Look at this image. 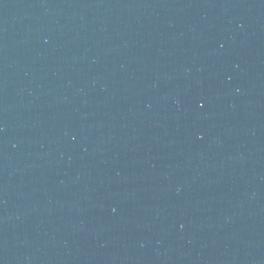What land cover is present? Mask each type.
Returning <instances> with one entry per match:
<instances>
[{"label": "water", "instance_id": "95a60500", "mask_svg": "<svg viewBox=\"0 0 264 264\" xmlns=\"http://www.w3.org/2000/svg\"><path fill=\"white\" fill-rule=\"evenodd\" d=\"M264 258V0H0V264Z\"/></svg>", "mask_w": 264, "mask_h": 264}]
</instances>
